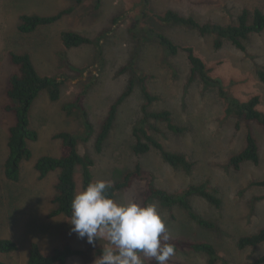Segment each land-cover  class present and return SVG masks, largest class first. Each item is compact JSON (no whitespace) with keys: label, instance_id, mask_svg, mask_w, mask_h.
Masks as SVG:
<instances>
[{"label":"rangeland","instance_id":"374dc122","mask_svg":"<svg viewBox=\"0 0 264 264\" xmlns=\"http://www.w3.org/2000/svg\"><path fill=\"white\" fill-rule=\"evenodd\" d=\"M150 18L143 21L167 36L180 47L177 55H169L152 37L142 42L129 31L140 0H0V239L17 243L18 250L0 254V261L8 264H28L31 246L37 244L43 254L70 245L92 252L104 247L105 240L93 244L71 231V218L64 215L49 218L54 208L55 185L60 172L53 171L41 179L35 169L43 156L59 157L61 133L82 134L84 126L80 109H66L65 105L83 94V108L88 112L94 133L87 142H80L81 155H89L94 181H122L125 175L140 164L155 176V184L170 193H178L191 185L207 184L222 200L221 208L201 197L191 198L196 212L216 224L217 229H205L190 219L180 207L166 209L154 200L166 224L171 241H196L212 244L218 251L217 264H252L264 255V243L256 248L240 249L238 241L264 228V127L226 114V105L218 92L206 89L198 80L190 83L191 66L183 49L192 48L211 70L214 78L222 80L225 89L237 100L247 102L260 99L257 109L264 113V83L258 76L264 70V31L252 34L243 42L245 50L224 40L215 49L217 37L202 35L181 25L160 23L154 16L169 10L193 17L201 24L237 25L243 9L252 14L264 12V0H149ZM73 8V12L58 22L41 27L32 34L19 32L23 15L55 16ZM252 21V16L249 22ZM78 32L95 41L79 48H65L61 35ZM103 34V37H102ZM102 37L100 42L98 39ZM144 41V42H143ZM29 53L42 76L55 77L63 82L58 102H52L43 91L31 109V127L39 140L29 142L32 158L22 164L21 179L17 183L4 176V163L9 154L10 128L15 125L14 113L5 112L9 103L6 91L10 77L18 71L10 61V53ZM130 65L134 70L122 72ZM157 99L149 107L152 112L168 110L174 122L185 131L171 132L167 124L152 120L159 131L151 134L167 151L184 154L194 164L187 174L165 163L161 154L152 149L148 154L134 152V127L142 118L146 104L143 84ZM134 80L131 94L118 108L117 118L101 152L96 150V138L111 107L126 92ZM70 111V112H69ZM258 142L259 163L246 162L239 169L230 165L233 156L246 147L248 133ZM77 194L84 190L82 169L76 173ZM146 182L135 180L128 189L117 192V203L145 204ZM83 257H72L65 264H94ZM144 264L152 259L144 258ZM167 264H209L208 257L191 250L174 252Z\"/></svg>","mask_w":264,"mask_h":264},{"label":"trees","instance_id":"16d2710c","mask_svg":"<svg viewBox=\"0 0 264 264\" xmlns=\"http://www.w3.org/2000/svg\"><path fill=\"white\" fill-rule=\"evenodd\" d=\"M83 0H77V3H82ZM139 12L135 15L132 23L129 26V31L133 33L134 39L142 42L144 37L154 38L160 46H162L169 55L179 54L180 47L174 44L163 33L158 32L152 27H145L143 21L150 18L148 8L149 0H140ZM101 4V0H97V7ZM73 8L61 11L55 16H39V15H23L20 18L18 30L20 33L29 35L37 31L41 27L52 25L64 16L73 12ZM252 16V21L249 18ZM160 23L166 25H181L197 30L202 35L213 34L217 37L215 41V49H220L223 41H230L238 49L245 50L243 42L252 34H261L264 31V12L260 9H255L253 14L248 9H243L238 18L237 25H219V24H201L193 17L182 16L172 10L167 11L163 15L154 16ZM103 37V34H102ZM101 36L97 42L102 39ZM65 48H79L84 45L94 44L95 41L74 31L64 32L61 35ZM144 42V41H143ZM188 54L191 73L189 82L195 80L206 89L216 90L219 97L226 105V114L242 119L246 122H256L264 127V113L257 109L260 99L254 97L247 102H242L234 98L225 89L222 80L214 78L211 75V70L206 66L205 62L194 54L192 48L183 49ZM10 61L18 69L10 77L9 87L6 91V97L9 103L5 105L4 111L14 113L16 123L10 128L9 136V154L4 163V176L13 183H17L21 179L22 164L32 158V151L29 147V142L39 140L38 132L31 127V109L39 95L46 91L52 102H58L62 94L63 82L55 77L42 76L36 70L32 58L29 53H10ZM133 70L130 65L124 67L122 72ZM134 71V70H133ZM260 80L264 83V70L258 71ZM143 84V93L146 98V104L142 106V118L133 129V134L136 139L134 152L137 155L148 154L152 149H156L161 154L165 163L173 168H178L190 174L194 164L190 162L184 154L173 153L167 151L164 146L151 134L154 130H159L151 125V121L164 122L168 129L176 134H181L185 131L184 128L177 125L172 113L168 110L152 112L149 107L157 99L153 96L144 84L145 78L140 79ZM134 87V80L130 84L126 92L118 99L111 107L106 119L103 121L100 132L96 138V150L101 152L103 146L113 129L117 118L118 108L128 97ZM78 95L75 100L65 105L66 109H80V118L84 126V133L71 134L61 133L56 136L62 140L61 155L59 157L43 156L38 159L35 169L39 173L41 179L46 178L49 173L59 171V179L55 185V197L53 198L54 208L49 213V218H55L61 215L71 218V202L77 194L76 173L80 167L82 169V186L84 189L94 181L92 167L95 165L94 160L89 155H81L78 150L80 142H87L94 133V127L90 122L88 112L83 108V96ZM70 112V111H69ZM252 162L259 163V148L258 142L251 132L248 133L246 139V147L240 153L233 156L230 160V165L235 169H239L242 164ZM135 180L145 181V204L148 205L151 201H158L163 208L171 209L175 206L182 208L199 226L213 230L217 229L215 223L203 218L194 209L191 198L198 196L206 200L209 204L221 208L222 200L212 192L207 184L191 185L185 190L178 193H170L165 189H161L155 184V176L153 173L146 171L140 164L136 168L127 173L124 179L118 183L111 184L107 190V195L115 200L117 192L128 189L132 186ZM255 185L264 186V181L257 182ZM174 246V252L179 250H191L196 253L204 254L208 257L209 264H217L220 261V256L217 249L206 242L196 241H169ZM264 243V228L258 233L244 236L238 241V247L245 249L248 247L256 248ZM103 247H98L92 252L75 249L70 245H64L56 248L50 254H43L37 244H33L30 250L28 264H65L72 257H83L90 263L93 258L102 254ZM18 250L16 242L10 239H0V254H11ZM0 264H8L0 261ZM150 264H156L154 259ZM252 264H264V255L259 257Z\"/></svg>","mask_w":264,"mask_h":264},{"label":"clouds","instance_id":"9594fccd","mask_svg":"<svg viewBox=\"0 0 264 264\" xmlns=\"http://www.w3.org/2000/svg\"><path fill=\"white\" fill-rule=\"evenodd\" d=\"M110 181L89 183L71 202V231L89 244L107 243L94 264H144V258L167 264L174 254L156 204L117 203L107 195Z\"/></svg>","mask_w":264,"mask_h":264}]
</instances>
